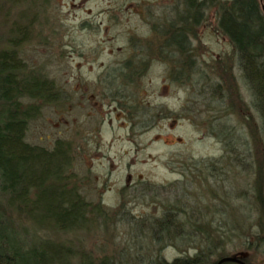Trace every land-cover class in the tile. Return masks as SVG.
I'll list each match as a JSON object with an SVG mask.
<instances>
[{"label": "trees", "instance_id": "trees-1", "mask_svg": "<svg viewBox=\"0 0 264 264\" xmlns=\"http://www.w3.org/2000/svg\"><path fill=\"white\" fill-rule=\"evenodd\" d=\"M262 2L264 4V0ZM30 3V13L24 8L19 15L21 19L10 25L9 44L0 47V264H121L124 256L115 254L118 244L115 241L113 245L109 243L110 252L93 256L82 245L72 243V238L61 237L62 232L79 235L95 228L108 232L112 224L134 220L127 215L125 200L108 209L100 200L85 197L80 191L82 180L71 170L76 157L72 140L56 138L51 147H46L25 139L29 120L39 113L41 106L56 103L63 96L53 78L28 68L20 56L19 46L32 31L35 20L33 3L36 0ZM171 5L170 17L154 22L148 36L133 37L129 57L108 66L99 76L98 82L108 79L101 94L108 102H116L131 123H142L140 110L148 108L139 101L140 79L151 62L159 60L167 66L171 80L193 92L181 107L185 114H173L189 118L196 125L206 124L205 132L223 144L224 153L216 158H184L178 170L184 179L170 181L167 185L142 180L139 184L122 185L120 193L124 196L133 189L158 195L163 189L185 186L187 172L199 177L198 184L202 185L208 183L211 174H227L229 170L225 166L241 165L253 174L250 198L244 206L248 208L252 204L258 211L256 220L244 228L242 235L245 239L249 234L260 238L264 232V12L259 0H176ZM210 10L215 15L214 30L229 41L231 49L206 64L207 68H212L213 76L201 77L202 85L195 96L207 95L210 88L209 95L218 99L221 107L210 118L199 120V116L193 117L190 113L194 110L191 104L195 101L197 83L193 74L200 72L204 76L205 70L201 68L202 61L196 59L201 45H191V38ZM236 70L247 83L250 102L244 100L239 91ZM23 98L30 101L24 102ZM252 108L262 122L256 119ZM166 113L161 110L142 125L151 126ZM230 114L236 116L238 124L223 121ZM224 154L231 160L226 165ZM252 164L254 167L250 170ZM191 166L193 170L188 171ZM225 194L226 199H222L219 207L208 208L185 201L162 202V214L137 219L136 225H144L150 238V252L142 254L146 263L215 264L208 255L220 247L222 234L230 228L229 221L233 227L242 229L248 218L240 206L227 199L232 193ZM214 213L221 215L216 224H213ZM252 225H257V230L252 231ZM32 229L33 236L29 237ZM41 229L49 231L52 237L38 238L36 231ZM175 239L204 241L209 254L201 250L192 256L185 254L165 260L161 249L167 240ZM121 253L122 250L119 255ZM227 254L222 251L218 256ZM134 257L139 258V255ZM247 260L251 264L250 259Z\"/></svg>", "mask_w": 264, "mask_h": 264}, {"label": "rangeland", "instance_id": "rangeland-1", "mask_svg": "<svg viewBox=\"0 0 264 264\" xmlns=\"http://www.w3.org/2000/svg\"><path fill=\"white\" fill-rule=\"evenodd\" d=\"M159 2L36 0L33 3L35 20L32 31L19 46L20 56L28 68L40 70L53 78L63 91V96L56 103L41 106L39 113L29 120L25 139L46 147H51L56 138L72 140L76 146V157L71 170L82 180L80 191L87 199L100 200L108 209L117 207L124 199L127 215L134 219L112 224L108 232L96 228L89 233L79 232V235L62 232L61 238H72V243L82 245L93 256L110 252L115 241L118 243L115 254L124 256L121 264H147L142 254L150 252V238L144 225H136L137 219L162 214V202L185 201L191 205L219 207L222 199H226L225 193H232L233 196L227 199L248 215L242 229L233 227L232 221H229L230 228L222 234L221 245L212 254L205 248L208 244L199 239L186 242L167 240L161 249L162 258L171 260L185 254L192 256L202 250L214 262L224 251L229 254L241 253L250 259L251 264H264V232L260 238L249 234L245 239L242 235L244 228L256 220L258 211L252 204L248 208L244 206L246 199L250 198L248 194L252 189L250 183L253 174L245 171L248 169H243L241 165L225 166L229 170L227 174H211L208 183L202 185L198 184L199 177H192L187 172L185 186L180 184L172 189H163L158 195L153 192L142 194L133 189L124 196L120 193L122 185L139 184L142 180L167 185L170 181L184 179L178 173L181 160L216 158L225 149L220 141L205 132L208 129L206 124L196 125L189 118L174 115L185 114L181 107L193 92L171 80L167 66L159 60L152 61L146 69L140 79L141 91L138 93L141 106L148 108L147 111L140 110L139 120L149 121L161 110L167 112L161 114L153 125L143 126L140 121L136 125L131 123L116 102H108L101 94L108 79L98 82L99 76L108 66H115L118 61L129 57L131 39L148 36L153 22L170 17V11L161 8ZM30 4V0H0V47L9 44L10 25L20 18L24 8L30 13ZM214 25L215 15L210 10L206 19L200 20L197 32L191 38V42L201 45L196 59L202 61L201 68L205 70L204 76L200 72L193 74L197 83L193 95L195 101L193 104L190 102L194 110L190 113L193 117L199 116V120L210 118L221 107L218 99L209 95L210 88L207 95L195 96L202 85L201 77L206 76L207 79L213 76L212 68L210 70L206 64L213 57L231 49L229 41L214 30ZM236 76L240 93L244 100L250 102L247 83L237 70ZM23 100L30 101L27 98ZM254 113L257 114L256 119L262 122L261 116ZM223 121L229 125L238 124L234 114L224 117ZM223 160L225 165L228 160L231 161L226 155ZM223 165L221 163L222 170H225ZM251 167L250 170L254 164ZM189 170H193V167ZM202 172L204 174L206 171L202 169ZM214 216L213 224H216L221 215L214 213ZM256 226L252 225L250 229L257 230ZM32 231L29 237L33 236ZM36 236L46 238L52 237V234L41 229L36 231ZM120 250L122 253L119 255ZM137 254L139 258L134 257Z\"/></svg>", "mask_w": 264, "mask_h": 264}, {"label": "flooded vegetation", "instance_id": "flooded-vegetation-1", "mask_svg": "<svg viewBox=\"0 0 264 264\" xmlns=\"http://www.w3.org/2000/svg\"><path fill=\"white\" fill-rule=\"evenodd\" d=\"M40 1H42V2H48V1H50V0H40ZM82 1H84V0H82ZM176 0H160V2H159V6L161 7V8H164V9H166V10H169V7L171 8L173 5H171L173 2H175ZM262 4H263V2H262V0L260 1L259 0V5H260V8L262 9ZM168 7V8H167ZM262 11H263V9H262ZM264 12V11H263ZM156 22V21H155ZM154 23V22H153ZM152 23V24H153ZM191 45H195L193 42L191 43ZM221 256H223V255H221ZM221 256H218L217 257V259L215 260V263H216V261L221 257ZM237 256H239L240 258H242L244 261H246L248 264H250L249 262H248V257H246V256H243V255H240V253H238L237 254ZM232 263H234V264H244V263H241V262H238V261H223V262H221V264H232Z\"/></svg>", "mask_w": 264, "mask_h": 264}, {"label": "water", "instance_id": "water-1", "mask_svg": "<svg viewBox=\"0 0 264 264\" xmlns=\"http://www.w3.org/2000/svg\"><path fill=\"white\" fill-rule=\"evenodd\" d=\"M261 1V0H260ZM262 9L264 11V4H262ZM241 255V253H240ZM238 261V262H241V263H244V264H248L246 261H244L242 258H240L239 256H237L236 253L234 254H227V255H223L221 256L215 264H221V262L223 261Z\"/></svg>", "mask_w": 264, "mask_h": 264}, {"label": "bare ground", "instance_id": "bare-ground-1", "mask_svg": "<svg viewBox=\"0 0 264 264\" xmlns=\"http://www.w3.org/2000/svg\"><path fill=\"white\" fill-rule=\"evenodd\" d=\"M168 139V138H167ZM167 141V140H166ZM169 141V140H168Z\"/></svg>", "mask_w": 264, "mask_h": 264}]
</instances>
